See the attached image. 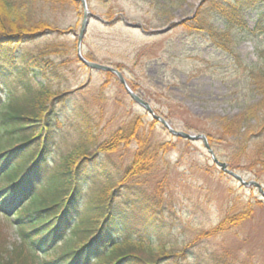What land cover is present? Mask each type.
Masks as SVG:
<instances>
[{
    "label": "rangeland",
    "instance_id": "rangeland-1",
    "mask_svg": "<svg viewBox=\"0 0 264 264\" xmlns=\"http://www.w3.org/2000/svg\"><path fill=\"white\" fill-rule=\"evenodd\" d=\"M204 1L86 0L90 20L81 53L89 61L117 69L135 85L136 94L173 129L204 135L218 160L226 162L229 169L230 163L237 164L236 173L245 181L259 182L264 190V173L256 163L257 155L264 153V33L255 31L264 15V5L244 13L245 32L239 29L222 37L234 47L233 55L216 43L189 36L177 26L194 17ZM78 6H70L60 17L64 33L47 38L64 45L60 58L66 62L63 69L67 80L60 89H79L71 95L63 121L69 127L73 125L74 130L70 136L66 131L60 135L68 143L78 138V126L73 119L78 106L103 136L139 117L148 123L147 132L153 142L174 145L164 155L171 163L168 183L175 194L174 211L162 217L161 230L144 231L134 238L143 240L136 253L146 257L149 253L163 256L181 252L194 240L212 232L225 212L235 213L249 202L260 200L263 207H256L252 220L235 232L205 242L198 251L228 247L241 258L251 255L255 264H264V198L260 191L244 187L226 174L222 176L202 140L176 138L159 122L151 129L149 124L155 121L130 98L115 75L109 78L105 72L86 68L77 59L78 35L84 19L83 6ZM126 23L141 29L130 28ZM217 26L224 31L222 22H217ZM170 27L167 32H154ZM6 99L7 95L1 93L0 104ZM134 149L132 146L115 153V165L123 169ZM63 150L65 146L57 148L53 162L59 160ZM159 168L145 181L154 184L163 177V166ZM112 171H116V166ZM86 188L82 212L98 195L97 187ZM20 246L16 228L0 215V256L21 264L24 259Z\"/></svg>",
    "mask_w": 264,
    "mask_h": 264
},
{
    "label": "trees",
    "instance_id": "trees-1",
    "mask_svg": "<svg viewBox=\"0 0 264 264\" xmlns=\"http://www.w3.org/2000/svg\"><path fill=\"white\" fill-rule=\"evenodd\" d=\"M78 4L75 0H0V94L7 95L0 104V215L17 230L21 264H255L251 255L241 258L228 247L198 249L252 220L256 207H263L260 200L235 213L225 212L212 232L181 252L146 257L136 253L143 240L134 238L144 231L161 230L162 217L174 211L175 194L168 183L171 163L164 158L174 145L153 142L148 123L139 117L103 136L78 106L73 111L78 138L68 143L60 135L66 131L70 136L74 130L63 121L71 95L79 89H60L67 80L66 62L60 58L64 45L47 38L64 33L59 19ZM259 4L263 6L264 0H205L194 17L177 26L236 55L222 37L239 29L245 32L244 13ZM262 19L255 27L258 33H264ZM217 22L223 23V32ZM127 83L136 92L135 85ZM157 123L149 126L153 129ZM59 146L65 150L53 162ZM132 146L133 156L119 168L115 153ZM256 159L264 173V153ZM161 165L163 177L154 184L146 182ZM235 167L239 166L230 163L232 171ZM88 185L97 187L98 195L82 212ZM0 264L18 263L0 256Z\"/></svg>",
    "mask_w": 264,
    "mask_h": 264
},
{
    "label": "water",
    "instance_id": "water-1",
    "mask_svg": "<svg viewBox=\"0 0 264 264\" xmlns=\"http://www.w3.org/2000/svg\"><path fill=\"white\" fill-rule=\"evenodd\" d=\"M76 1L81 3V6H83V17H84V19L82 21V24H81V27H80L81 30H80V33L78 35V38H79V42H78L79 51H78V56H77L78 60H80L82 62V64L88 69L96 70V71H99V72L102 71V72H106V73H110V74L113 73L114 75H116L117 79H119L120 84L127 91V93L130 96V98L133 101H135L137 104H139L141 107H143L145 110H147L153 120H155L156 122L158 121L167 131H169L176 138H181V139H184V140H187V141H195V142H198V141L202 140L204 142L206 150L209 151L212 160L215 162V164L219 167V169L222 172H225L226 174H228L230 177H232L233 179L238 181L244 187L246 186V187L257 188L258 191H260L262 197L264 198V190H263L262 185L259 182H257V181L256 182L255 181H245L238 173L229 171L228 168H227V164L225 162L222 163L220 160H218L217 157L215 156L214 151L210 149L208 141L206 140L204 135L198 136V135H193V134H190V133L188 134V133H186V132H184L182 130L178 131V130L173 129L170 126L169 122L166 121L163 117L155 115V113L151 109L149 103H147L146 101L142 100L135 92H132L131 89L128 88L127 81L124 78V76L121 74V72H119L117 69H115L112 66L110 67V66L103 65V64L100 65L98 63H95V62H92V61H88L87 59H85L82 56L80 47L82 45V42H83L84 37H85V35L87 33V30H88V24H89V20H90V16H89L90 13H89V7L87 6L86 0H75V2ZM175 24H173V27H174ZM126 25H128L130 28L132 27V28H136V29H138V28L141 29V27L139 25H134V24H129V23H126ZM171 28L172 27L164 29L163 31H154V32L163 33V32H167Z\"/></svg>",
    "mask_w": 264,
    "mask_h": 264
}]
</instances>
